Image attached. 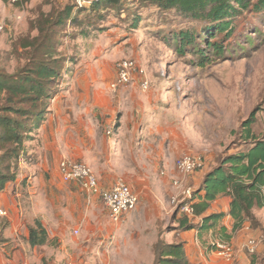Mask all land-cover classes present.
<instances>
[{
  "label": "rangeland",
  "instance_id": "1",
  "mask_svg": "<svg viewBox=\"0 0 264 264\" xmlns=\"http://www.w3.org/2000/svg\"><path fill=\"white\" fill-rule=\"evenodd\" d=\"M123 1L125 4L119 11L93 13L88 4L79 7L75 0H0V16L4 22L0 35L2 75H14L29 64L30 50L23 46L39 35L36 29L39 23L45 18L54 21L66 6H73L70 19L58 31L56 56L65 62L50 107L58 104L61 111L56 119L63 120L67 135L71 130L79 132L81 142L86 143V149L82 146L85 150L80 153L101 156L104 143L109 144L115 132L114 124L107 128L104 122L101 124L104 118L98 119L97 111L107 106L108 100L109 104L113 103L112 108L122 106L123 102L118 103L122 97L116 92L126 89L132 93L125 97L129 108L143 111L144 120H148L147 148L151 153L162 151V158L168 161V168L164 167L166 162H161L160 167L150 164L147 170H136V175L132 174L133 170L128 171L135 180L130 184L123 177L130 188L135 193L144 188L146 196L140 199L138 195L137 207L119 222H112L101 200L84 195L78 184L65 186L68 194H72L68 197L60 189L65 182L60 177L58 163L68 157L44 161L48 166L38 170L30 147V154L21 161L27 164L22 171L31 175L17 174L18 185L13 182L0 192L8 198L14 197L16 191L21 194L19 218L24 224L18 228L17 242L30 264H152V246L159 238L166 243L172 237L177 238L178 220L183 215L178 207L170 204L175 192L166 190L162 177L170 172L169 184H172V175L193 192L189 177L194 173L185 176L175 171L174 165L182 155L201 157L204 167L195 173L211 170L228 149L236 153L247 148L241 147L237 133L251 113L255 117L252 133L260 137L264 132V12L257 13L252 7L243 12L234 20L232 37L223 42L227 48L225 55L216 58L207 52L209 59L203 60L200 66L196 54L178 53L173 42L175 33L188 28L200 30L199 23L184 19L174 11L160 12L156 7L140 5L137 0ZM72 18L77 21L72 22ZM135 18H138L137 26L132 28ZM124 61L132 64L130 82L113 92L110 85ZM144 82H148L146 91L141 87ZM81 117L86 127L87 121L101 125H93V137L85 136L86 130L80 128ZM41 138L36 135L31 146L45 151L51 147L46 145L51 140L44 142ZM134 145L128 157L138 151L137 144ZM65 150L71 153L70 147ZM76 161L88 165L82 159ZM132 177L128 178L133 180ZM48 186H53L52 190ZM161 189L165 192L163 202L155 196ZM255 214V222H248L247 234L240 233L244 263L234 257L230 264H250L252 257L256 259L255 264H264V209ZM8 218L0 216V241ZM36 220L45 228L48 244L31 248L26 231L29 232ZM202 238L209 252L212 246L205 235ZM250 240L255 241L254 254H249L246 247ZM231 246L235 251V246Z\"/></svg>",
  "mask_w": 264,
  "mask_h": 264
},
{
  "label": "trees",
  "instance_id": "2",
  "mask_svg": "<svg viewBox=\"0 0 264 264\" xmlns=\"http://www.w3.org/2000/svg\"><path fill=\"white\" fill-rule=\"evenodd\" d=\"M137 1L140 5L156 7L160 12L174 11L178 16L201 25L200 30L188 28L173 36L177 52L196 54L200 66H203V60L209 59L207 52L216 58L225 55L227 48L223 47V42L232 37L234 20L243 12L251 7L257 13L264 12V0ZM90 2L89 11L93 13L119 11L125 4L123 0ZM72 9L73 6H66L54 21L45 18L42 24L39 23L40 27H36L39 35L23 46L30 50L29 64L14 75L0 74V192L15 182L19 162L25 158V143L33 139L34 132L49 114L50 100L54 97L65 62L56 56L58 31L70 19ZM134 20L132 28H136L138 18ZM75 21L76 18H72V22ZM254 121V113H251L237 133L241 147L245 145L247 148L236 153L228 152L229 149L225 151L218 158L217 165L205 174L200 189L192 192L188 202L193 215L199 217L219 196L230 199L227 215L233 221L231 233L224 226L219 227L217 232L219 241L224 243H229L245 222H255L253 208H264V132L260 137L252 133ZM200 192H203L202 201L194 203L195 196ZM221 217L222 214H210L195 224L194 218L183 214L176 229L178 232L195 229L202 237L215 230ZM3 241L2 237L0 242ZM28 244L31 248L48 244L47 232L39 220L29 228ZM152 249V264H190L183 242L169 244L159 238ZM255 262V257H252L250 264Z\"/></svg>",
  "mask_w": 264,
  "mask_h": 264
},
{
  "label": "crops",
  "instance_id": "3",
  "mask_svg": "<svg viewBox=\"0 0 264 264\" xmlns=\"http://www.w3.org/2000/svg\"><path fill=\"white\" fill-rule=\"evenodd\" d=\"M116 95L122 97V100L118 101V103H120V101L123 102L122 106L118 107L117 105V107L112 108L113 103L109 104V100H108L107 101L108 104L105 107H109V108L103 107L101 108L100 111H97L98 119L99 117L100 119L104 118V121L101 120V124H103L104 122L106 124L105 128L109 127V124H114L113 132H115V134L109 138V144L104 143V150L101 152V156H97L92 153L86 155L80 153L81 150L86 149V143L83 145V142H81V137L79 132H75L76 129L72 125L71 127L75 130L69 131L68 135L66 134L67 127H65V123L63 122V120L61 121L60 119L58 120L56 119V116H58L61 111L60 109H58V104L53 106L52 108L50 107L49 114L47 115L46 120L41 125V127L34 132L33 139L25 143L24 156L25 155L28 156L30 154V147H31L37 159V161L35 162V167L38 170H40L43 166L44 167L48 166L47 163L43 164L44 161L50 162L57 157L59 159V157L61 158L65 156L68 157L69 159H75L74 161H76V159H82L89 165V167L94 172V175L97 177L100 189L102 191L109 189L114 184L117 178L124 177L127 179V181H129L130 184L134 183L135 180L132 177V174L136 175L137 174L136 170L144 171L149 169L150 164L152 166H155L157 164L158 167H160L159 163L166 162L164 164V167L166 166L168 168L167 165L168 161L162 158L164 157L163 156L164 153L162 151L160 152L156 151L151 153L150 149L147 148L146 146L147 142L145 140V132H146L145 126H146V121L148 120L147 119L144 120L145 113L143 111H141L140 113L134 110L132 111L127 105L125 101V97L132 96L131 91L126 89H120L119 91L116 92ZM117 96H115V98ZM133 96L135 97L136 95L133 94ZM62 112L64 113L65 110H63ZM87 113H89V111ZM80 120H83L84 122V123L81 122L83 126H80V128L86 130L85 136L93 137L94 135V130L92 132L93 125L97 124V126L98 125L101 126L97 122L95 124L94 123L89 124V122L87 121V127H86V123L84 119L81 117ZM36 135H38L40 138L42 137L41 139H44V142L51 140V143H46V145H51V147L46 149L45 151H40L39 147L34 148V145L31 146L34 139H36ZM69 140H72L71 143H69ZM134 144H137L138 151L136 152V154H134V156L128 157L127 153L131 147L133 148V146H135ZM124 145H127L128 147L125 148ZM67 146L71 148L70 154H68V152H66L65 150ZM82 146H84L85 149H82ZM165 146H167L166 143ZM26 167L27 164L22 163V161L19 162L18 175L20 177H22L23 174H25V177L31 175L22 171ZM129 170H133L134 172L132 174H129L128 173ZM209 171L210 169H205L203 171L194 173L193 175H191V177H189L190 184H192L193 186L192 188H194L193 189L194 191H198L200 189L203 178L205 174ZM34 175L38 177L41 176L40 174H39L40 176L37 175V173L36 174L34 173ZM128 177H132L133 180L129 179ZM167 177L168 178L170 177V172L167 173L165 177L164 176L162 177V185L167 186L166 190L167 191L172 190L171 194L172 193L174 194L175 189L172 187L171 183L169 184ZM127 181L125 180V182L128 184ZM15 183L17 186L18 180H16ZM69 185H73L75 187L76 183L74 184L62 183L60 185L61 186L60 189L64 191V194L67 197L68 195L69 196L72 195L71 192H69L68 194V189L65 190V186H67L68 188ZM48 188L52 190L53 186L50 187L48 186ZM80 191L82 192L81 189ZM145 191L147 192V194L150 192L149 188H147ZM136 193L140 196V199L146 196V194H144V188L142 192L138 190ZM20 195L21 194L16 191L14 192V197L8 198L7 194L0 193V201L1 199H3V201H1V205L4 207L3 209L1 208L2 206H0V210L6 211L7 214L6 217L9 216L8 221L6 223L7 226L3 230L4 232L2 234V237L5 241L0 242L3 243L2 245H0V264H30L28 257H25L26 253L22 252L17 242L18 228L22 227L24 224V221L23 220L21 221L19 218L21 216V214L19 213L22 212V203H21L22 199L19 198ZM87 195L89 196V198L92 197V195L89 194ZM155 196L159 198L158 200L160 202H163L165 200L164 189H161L160 191L156 192ZM202 196H203V192H200L198 196H195L193 202L200 203L202 201ZM94 197L99 199L97 196ZM94 197L93 199H95ZM229 203H230V199L228 197L219 196L216 200H214L209 204L208 209L202 216L195 217L193 219V222L197 224L205 216H208L210 214H222V217L217 221L215 230L209 231L207 234H204L209 244H212V241L219 240L217 233L219 227L224 226L227 232L231 233L233 221L227 215ZM262 209L264 208L261 209L253 208L252 210L253 215L257 218L255 214L256 211ZM16 213L19 214L18 217H16L17 216ZM248 230H249L248 222H245L242 228L238 232L233 234V236L229 241L230 244L235 246V258H237V261L241 259L242 263H244V261L241 256L242 249L240 248V244L243 239L241 238L240 233L242 232L243 235L244 234L246 235ZM26 238H28V231H26ZM203 239L204 238L198 235V231L193 229L189 231H179L177 233V238L173 239L172 237L168 243L171 244L173 242H183L186 250V256L190 264H224L225 261H222V259L217 256L214 249L210 248L211 246L209 247L210 248L209 252H207L208 250L204 248V242H202ZM12 245L13 247H11ZM258 252L259 251L257 249V253Z\"/></svg>",
  "mask_w": 264,
  "mask_h": 264
},
{
  "label": "built area",
  "instance_id": "4",
  "mask_svg": "<svg viewBox=\"0 0 264 264\" xmlns=\"http://www.w3.org/2000/svg\"><path fill=\"white\" fill-rule=\"evenodd\" d=\"M77 5L81 7L83 4H90V1L75 0ZM4 31V22L0 16V35ZM132 64L124 61L118 66L116 80L110 85L113 92L119 88L127 86L130 82L129 71ZM143 71L140 74L143 75ZM142 89L147 90L148 82L142 84ZM110 132H107L109 134ZM175 171L181 175H191L204 167L201 157L191 156L189 154L182 155L174 165ZM59 174L63 182L76 183L79 185L83 193L97 196L104 207L107 209L108 217L112 222H119L125 214L134 210L139 204V196L135 193L123 178H117L114 184L106 190H101L98 179L92 172L91 168L84 162L63 159L58 165ZM164 175V173H162ZM172 186L175 189V195L170 200V204L178 207L181 213L189 218H195L190 203L192 197L191 188H184L181 180H177L172 176ZM6 211L0 210V216L6 217ZM211 246L223 261L230 264L234 261L235 251L230 243L212 242ZM249 254L255 250V241L250 240L246 245Z\"/></svg>",
  "mask_w": 264,
  "mask_h": 264
}]
</instances>
